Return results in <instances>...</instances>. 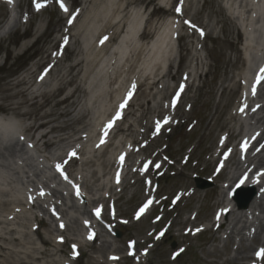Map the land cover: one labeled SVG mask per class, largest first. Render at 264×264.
Here are the masks:
<instances>
[{"label": "rangeland", "instance_id": "obj_1", "mask_svg": "<svg viewBox=\"0 0 264 264\" xmlns=\"http://www.w3.org/2000/svg\"><path fill=\"white\" fill-rule=\"evenodd\" d=\"M39 2L43 6L37 11L33 0H0V79L22 77L27 71L33 69L36 70L37 76L31 88L35 89L42 83L39 89L47 90L55 87L59 82L56 77L50 78V73H47L48 69L52 71L59 69L62 72L74 58L85 57L90 47L97 50L94 44L102 23L95 20L98 16H104L106 10L102 5H89L86 8L81 0H63L68 9L67 12L60 8L57 0H39ZM225 4H227L226 0ZM137 8L139 11L141 4ZM153 8L154 6L148 5L146 14L152 12ZM195 8L198 9L196 15L194 14ZM254 8L260 15L256 24H249L248 21L247 25V21L245 24V21L238 20L245 30V37L237 36L236 33L231 34L226 30L228 24L220 20L223 15L216 10L212 0H197L193 9L189 10L191 15L196 16H193L195 22H201L204 28L195 30L193 36L186 37V42L189 41L192 47L190 53L183 50L179 52L177 42L170 51L172 55L170 57L171 74L185 72L179 79L176 91H174L176 88H172L174 87L173 77L168 75L165 79L164 84L169 85L167 92L171 90L168 94L170 96L167 95L165 99L155 101V104L163 105L165 109L163 117L155 119L154 113L147 114L146 124L151 125V131L145 127V124L141 127L136 123L137 112L136 117L132 116L127 119L132 124L135 135L143 137V140L140 149L138 145L136 146L131 160H122L126 164L134 162L133 168L137 170L135 174L129 173V183L125 188L121 182L127 169H123L118 163L108 166L104 177L100 176L101 167H99V172L94 176L89 169H74L72 177H76L68 176L66 180L65 173L61 175L56 165H63L64 158L67 157L65 155H68L69 151L76 152L77 148L84 146L87 148L86 151L90 152L86 156H92L91 146L86 139L74 141L73 139L76 138L74 135L68 139L70 141L68 146L62 143L54 146L53 149H44L39 136L42 131L48 130L50 125L33 131L30 137L24 132L25 127L31 122L30 119L17 117L11 112L0 110L1 118H11V130L8 133H0V152L4 154V158H0V173L13 186L10 191L12 196L17 195L21 199L28 196L31 208L28 209L23 205L22 207L28 214L27 224L30 232L28 239L37 248L44 249V246L34 233V229H38L42 235L52 241L59 240L61 244L62 239L60 238H63V235L60 231L71 225L77 229V235L72 236L73 240L69 247L64 248L65 254L57 253L54 256L66 264H106L107 261H104L105 258L100 255L101 253L96 248L89 247L92 242L97 247L103 240L107 241L109 247L107 248L110 251H115L112 250L113 248L119 250L116 253L120 255V258L112 262L115 264H135L133 257H124L128 252L130 239L138 248L133 249V246L129 248L135 251L138 256L136 258L141 264H202L205 259L215 260L214 264H224L226 259L235 255V247L240 235H232L234 242L232 241L225 250L224 244L230 229L227 221L233 212L236 216H241L238 224L241 226L243 222H246L242 230L244 236L256 228L258 220L264 221V211L259 212L253 209L254 204L259 200L264 202V175H262L264 174V163L256 167L255 163H251L248 169H243L246 174H242V170L235 173L236 169L231 167L227 171L226 179L215 180L212 176L220 173L225 157L235 153L236 159L242 161L260 152V145L264 143L263 139L260 145L255 146L251 152L245 150V147L250 145V142L260 136L264 130V112L257 113L254 118L251 116L257 106L264 104V97L263 99L256 98L257 90L260 87L264 88V83L262 86H252L251 83L264 52V0ZM77 12H81L80 16H73L77 15ZM137 12H131L132 15L125 27L129 33L125 34V37L137 33L138 24L146 15H142V10L140 13ZM235 14L233 13L234 19H236ZM166 16L167 13L158 12L151 17V22H163L164 20L165 23ZM69 19L73 21L71 24L68 23ZM67 25L69 32L75 33L76 37L80 38V44H78L77 41L74 42L73 39L66 37V43L69 48L74 49V54L64 51L62 43L54 46L55 41L61 38L60 29ZM160 26H158L159 30H155L158 36L170 31L164 29V24ZM253 26L256 28L254 32L250 29ZM173 28L178 29L179 23L177 22ZM228 34L231 42L227 44L224 40ZM62 42L65 43V37L62 38ZM247 44L254 49L252 51L249 47L245 49ZM117 48L122 51L116 55L119 61L125 56L123 49H126V45L122 41L116 45L112 43L110 51ZM91 51L89 49L87 55ZM194 53L198 56V61L193 59L191 61ZM239 55L246 58L245 74L241 73L242 66L235 61L236 56ZM228 57L234 64L226 67ZM105 59H108V56ZM163 62L166 63L162 71H165L167 61L163 60ZM32 64L33 66L28 70ZM99 65L104 71L107 64L102 59ZM41 76L43 79L40 78ZM229 77H233L237 86L224 101L225 94L222 92L221 85H228ZM95 82L97 83L85 82V85L89 86L90 95L82 99L73 112L74 115L82 107L85 112H89L88 117L93 119L104 105L111 102L102 93L106 88L104 81L97 78ZM181 85H183L182 91ZM185 85L190 86L187 92ZM244 88L250 90L248 95L253 98L244 100L238 106L237 101ZM184 91L186 92L185 98L177 96V93H184ZM94 97L97 100H94ZM115 97L121 96L115 94ZM174 100L175 103H173ZM249 104L250 106H247ZM173 106L175 107L169 108ZM216 106L218 111L225 116L224 118L227 117L229 111L237 109V124L236 121H232L230 125L235 126L237 131L240 130L242 139L241 144L237 145L235 150L229 146L227 152L225 150V153L219 156L217 155L219 150L229 142L231 143L233 139L228 138L226 127H221L218 123L205 128ZM177 108L185 114V119L171 120V114L177 115L173 111ZM257 117H263V119L256 122ZM64 119L66 118L59 117L54 123H59ZM86 120L88 121L87 118ZM158 123H165V128H157ZM118 140L119 138L114 144L119 151L125 153L132 151L129 138H125L123 145L119 144ZM95 143L99 145L98 150L103 149L104 144H100V138L95 139ZM14 144L17 152L15 156L10 157L5 148ZM111 152L112 150L110 154ZM260 155L264 156V151H261ZM13 157L15 162L12 165ZM212 159L220 161L218 164H213ZM206 169L212 170V174H207ZM231 176H234L233 180H230ZM113 177L117 179L115 183ZM199 178L203 188L196 186ZM243 178H245L241 187L243 194L249 196L253 189L252 199L257 194L252 200V203L255 201L253 205L249 204L244 208L232 199L231 188L229 189L234 182L239 183V180ZM84 180L92 184L91 193L82 187ZM0 189H6V186L0 183ZM144 192L151 193L150 200L153 201L154 207L147 214L137 217L141 201L146 198L143 195ZM219 193L223 195V201L216 209L214 202L219 198ZM100 196L107 197V200L98 201ZM2 197L4 196L0 195V198ZM96 207H104L103 214L98 218L93 215ZM109 207L113 208L114 215H111ZM3 214L1 211L0 215ZM235 214L232 216L234 217ZM215 219L219 220L222 228L216 233L214 240L213 236L207 233L206 228ZM39 220L42 221L41 224ZM61 224L64 225L63 228L60 227ZM48 228L53 229L52 233L47 232ZM198 228L202 229L201 233L195 231ZM116 231H119V236L116 235ZM90 233H96L93 238L96 236L99 240L88 239ZM77 240L82 247L79 250L73 248ZM261 248H264L262 241L252 245L246 253L250 252L254 258L251 261H245V264H263V256H256V252ZM215 249L217 253L213 252ZM215 254H220V256L216 257ZM46 259L48 258L44 257L36 263L47 264ZM228 264L232 263L228 261Z\"/></svg>", "mask_w": 264, "mask_h": 264}, {"label": "bare ground", "instance_id": "obj_2", "mask_svg": "<svg viewBox=\"0 0 264 264\" xmlns=\"http://www.w3.org/2000/svg\"><path fill=\"white\" fill-rule=\"evenodd\" d=\"M196 1L197 0H144L142 2L139 0H81V2L86 5V8H88L89 5H102V7H104L106 10V14L104 16H98L96 20L93 19L96 22L99 21L102 23L101 27L99 28L100 31L96 35V43L94 44L95 48L97 47V50L90 47L89 49L92 51L88 55L87 53L89 49L85 53V57L79 59L74 58L67 68L62 72H60L59 69L57 71L48 69L47 73H50V78L56 77L59 80L58 85L51 89H39L40 86H42V83L39 87H35V89L31 88L33 85V80L37 76L36 70L30 69L34 63L28 68V70H30L27 71L22 77L1 78L0 110L11 112V114L17 117L30 119L31 122L24 129V132L30 137H32L33 131H37L38 129L50 125L49 129L42 131L39 136V140L42 141V146L44 149H53L54 146L58 144L61 145L62 143H64L65 146H68L70 144L68 139L74 135L76 137L73 139L74 141L86 139V141L91 146L90 150L93 152V155L86 156L87 153L90 152L89 150L86 151L87 148L85 146L77 148L74 156L65 155L67 157L64 158L62 171H66L64 173L67 177H72L73 172H75L74 169H89L91 174L94 176L99 172V167H101L100 176L104 177L107 174V172H105L107 167L114 165V163H118V165H121L124 169H127L121 182L124 184L125 188L129 183V173L135 174L137 170L133 168L135 166L134 162L126 164L119 158L123 155L125 160H131L135 153L136 146L138 145V148L140 149V145L143 140V137H138L135 135L132 124L129 123L127 119L135 116L137 112L138 117L135 116L136 123L141 127L143 124H145V127H148V130L151 131V125L146 124L147 114L154 113L155 119H161L165 109H163L164 107L162 104H155V101H161L162 99H165L171 91L170 90L167 92L169 85L164 84L166 83L165 79L168 75H171L174 81V87L172 86V88H177L179 85V79L182 78V74L185 72L182 71L180 73H174L173 75L171 74L170 68L172 67V64L170 62V57L172 55L170 54V51L164 52L162 47L163 40L162 38H156L158 32L155 31L156 29L159 30L161 24H164V20L163 22L152 23L151 17L158 14V12L167 13V15L171 17V20L166 22V29L168 26H175L178 22L179 28L174 32V36L178 45V51L181 52V50H183L190 53L192 49L191 43H189L188 40V42H186V37H191L194 35L195 30H202L204 28V25L201 22H195L194 17H196L195 15L198 13V9L195 8V15H191L189 12L190 9H193ZM224 1L225 0H212V4L215 6L216 10L223 15V18L221 17L220 20H224L225 23L228 24L226 30H228L229 33H236L237 36L245 37V30L238 23V20L241 19L242 21H245V24L247 21V25L248 21L249 24H256L259 21L260 15L256 13L254 6L258 4L260 5L262 0H226L227 4L225 5ZM140 4L141 8L138 11L137 7ZM148 5H152L154 8L152 12L146 14ZM177 8L180 9L179 12L176 11ZM141 10L142 15H146L144 18L142 17L143 21L140 32L125 37V34L129 33V30H125V27L127 26L128 20L132 15L131 12L138 11L137 13H140ZM233 13H236V19H234ZM79 14H81V12H77V15L73 16L79 17ZM250 17H252V19H249ZM185 21H189L190 23H185ZM158 26L160 27L158 28ZM250 29L252 32H254L256 28L253 26V28L250 27ZM60 30L61 38L60 40L55 41L54 46L56 47L62 43L64 51H69L70 53L74 54V49L69 48L67 43L62 42V38H71L74 40V42L77 41L78 44H80V38H77L75 33L69 32L68 25L64 26L63 29ZM104 37H107V39L104 40ZM147 38L150 39L145 41ZM154 38H156V40L152 42ZM163 39L165 40V38ZM102 40L103 43H101ZM120 41L124 42L126 49H123L125 50V56H123V58L118 61L116 59V55L122 51L118 48L114 51H110V49L112 43L116 45V43ZM224 42L227 44L231 42L229 34L227 35ZM196 47L197 44L195 45V48ZM249 49L252 51L254 47H249ZM167 54H169V56H167ZM105 55L108 56V59H105ZM179 55L181 54L179 53ZM228 58L229 60L226 62V67L231 66L232 63L234 64V62L230 61V57ZM102 59H104L107 64L105 65L104 71L103 67H100L99 65L100 60ZM192 59L198 61L199 58L194 53L192 54L191 61ZM163 60L167 61L165 71H162L166 63L163 62ZM235 61H237L242 66L241 73L245 74L244 71H246L247 65L246 58L239 55L236 56ZM91 77L92 79L90 80ZM97 78H100L104 81L106 88L102 93L108 97V101L111 102H109L108 105H104L103 108L98 111L97 116H95L93 119L88 117L89 112H85L82 107L79 108L77 113L74 115L73 112L81 103L82 99L88 98V95H90L88 89L89 86H86L85 82L91 81V84H96L97 82H95V79ZM263 83L264 76L262 77V80L259 82L258 86H262ZM133 85H135V87H133ZM221 86L222 92L225 94L223 99L226 101L228 99L229 93H232L235 90L237 84L235 83V80H233V77H229L228 85ZM189 88V85H185V91H188ZM185 91L184 93L181 92L180 97L182 96L185 98L187 92ZM129 92H131V96L130 98H127L126 106L121 110V118L116 120L114 126L109 130L108 135L105 137V143H103V149L98 150L95 139L101 137L104 126L115 116L116 111L119 110V106L122 104L121 101H125V98ZM115 94H118L121 97L116 98ZM59 95L60 97H58ZM169 96L170 95H168V97ZM263 97L264 88L260 87L257 90L256 98L263 99ZM246 98L252 100L253 97L250 96ZM94 100H97V98L94 97ZM247 106H250V104ZM173 111L177 113V115L173 116V114H171V120L175 121V119L180 118L185 119V114L181 113L178 108ZM259 112H264V104L257 106L255 111L251 113V116L254 118ZM237 114V109H234L229 111L227 113V117L224 118L225 116H223L221 112L218 111V107L216 106L210 119L205 124V128L213 126L216 123L220 124L221 127H226L229 139H234L231 146L232 150H235V147L239 145L241 141L240 130L237 131L238 129L236 130L235 126L230 125V122L236 121ZM59 117L66 119L59 123H54V121H56V119ZM10 119V117H2L0 119V133H8L11 130ZM262 119L263 117H257L256 122H260ZM91 121L93 122L91 123ZM154 122L156 123V120H154ZM52 123H54V125H52ZM164 126H166V124L161 123L159 128L164 129ZM49 134L51 135L49 136ZM118 138L119 140L117 142L121 145L124 144L125 138H129L131 145L130 150L132 151L129 150L130 152L128 153L119 151L117 146L114 144L115 140ZM263 139L264 130H262L260 136L255 137L253 141H251L250 145L246 147V151L251 152L255 146L260 145ZM229 146L230 142L219 150V155L222 154ZM142 147H144V145H142ZM209 149L211 148L209 147ZM5 150L10 157L15 156L17 152L15 144L7 146ZM110 150H112L111 154ZM260 150L264 151V143L260 145ZM68 151L69 150H67V152ZM260 152H256L251 157L242 159V161L236 159L235 153L230 154L228 157L224 158L221 172L212 177L215 178V180L226 179L227 171L231 169V167H234V169H236L235 173H238L241 170V172H243V169H248V167L251 166V163H255V167L264 163V156L260 155ZM0 158H4V154L1 152ZM217 161L218 160L214 159L213 164L217 163ZM14 162L15 161L13 157L12 165ZM96 162L98 164H96ZM10 169H12V167ZM205 171L207 174H212V170L210 169H206ZM75 177L73 176L72 178ZM233 179L234 176H231L230 180ZM0 183L6 186V189H0V195L4 196L0 198V212L2 211V213H4L2 216L0 215V264H37L36 262H39V260L43 259L44 257L48 258L45 261L47 264H66L61 260L59 261V259L55 258L54 256L57 253L65 254L64 248L69 247L71 241L73 240L72 236L77 235V229L69 225L64 230H61L60 233L63 235V241L61 244L58 241H52L48 237L42 235L38 229H34V233L38 237L42 246H44V249L37 248L33 242L28 239L30 238L29 226L27 224L28 214L27 211L22 207L23 205L28 209L31 208L28 196L24 197L23 199L19 198L17 195L16 197L12 196L10 191L13 189V186L4 176L1 175V173ZM82 187L89 193H91L93 190L92 184L87 183L85 180L82 182ZM230 188L231 186L229 189ZM143 195L148 197L151 196V193L144 192ZM256 196L257 194H255V197ZM97 200L100 202L106 201L107 197L100 196ZM252 200L249 203L250 205H253L255 202L253 201L252 203ZM222 201L223 195L219 193V198L214 202V207L217 209L221 205ZM152 208L153 206L150 209ZM103 209L104 208H102V211ZM253 209L263 212L264 202L259 200L258 203L254 204ZM233 214L235 213L233 212L227 221L228 225H230V229L226 236L227 241L224 244L225 250H227L228 246L233 241L232 235L239 234L240 239L235 247V255L230 259H226L224 264H228V261L232 264H245V261H251L254 258L250 252L246 253V251L250 249V247H252V245L255 243L262 241L264 244V221H261L262 219L258 220L256 223V228L252 230L247 236H244L242 230L246 225V222H243L240 226L238 223L241 220V216L238 217L235 214L233 217ZM217 217L219 218L220 214ZM194 219L196 220V218ZM41 222L42 221L39 220V223ZM74 222L77 221L74 220ZM221 228L222 224L219 223V220L215 219L211 222V225L206 228V231L210 236H213L212 239H214L216 237V233L221 231ZM52 230L53 229L48 228L47 232L52 233ZM93 239L95 241L99 240L96 236ZM77 242L75 245L79 250L82 247L80 242ZM89 247L93 249L96 248L97 251L101 253L100 255L105 258L104 261H107L106 264H115L112 262L117 261L115 257L119 254L116 253V251L119 252V250L117 248H113L112 250L115 251H110V249H108L109 247L106 240H103L97 247H95L94 242H92ZM213 252L217 253L216 249L213 250ZM114 253L116 254L112 255ZM215 255L216 257L220 256V254ZM131 257H134L135 264H141V262L137 261V255H133ZM214 261L215 260L213 259H205L202 264H214ZM262 261L264 264V256L262 257ZM100 262L101 261H99V263Z\"/></svg>", "mask_w": 264, "mask_h": 264}, {"label": "snow or ice", "instance_id": "obj_3", "mask_svg": "<svg viewBox=\"0 0 264 264\" xmlns=\"http://www.w3.org/2000/svg\"><path fill=\"white\" fill-rule=\"evenodd\" d=\"M57 2L60 4V8H61L63 11H66V12L68 11L67 7H66L65 4L63 3V0H57ZM33 4H34V6H35V8H36L37 11H39L40 8L43 6V5L39 2V0H33ZM176 11L179 12L180 9L177 8ZM73 18H74V17H73ZM72 22H73L72 19H69L68 23L71 24ZM185 23H190V22H189V21H185ZM201 35H203V32H202V31H201ZM103 39L106 40L107 37H104ZM66 42H67V38H65V43H66ZM101 43H103V40L101 41ZM260 73H264V67H261V68H260ZM40 78L43 79V76H41ZM260 79H261V77L258 76V77H257V81L259 82ZM133 87H135V85H133ZM182 90H183V85H181V91H182ZM130 96H131V92H129V93L127 94V97L125 98V102L122 103V104L119 106V110L116 111L115 116H114L111 120H109V121L107 122V124L104 126V128H103V130H102V135H101V137H100V144L105 143V137L108 135L109 130L114 126L115 121L121 118V110L126 106L127 98H130ZM177 96H179V93H177ZM173 103H175V100L173 101ZM165 122H166V120H165ZM159 127H160V124L158 123V124H157V128H159ZM97 147H99V145H97ZM68 155H69V156H74L75 153H74V152H70ZM119 159L122 161V160L124 159L123 155H122ZM56 169H57L58 172L61 173V175H64V172L62 171V165L57 164V165H56ZM262 175H264V174H262ZM64 178H65L66 180L68 179V177H67L66 175H64ZM243 183H244V179H241L240 182H239V184L237 185V187H239V186L242 185ZM42 194H43V193H42ZM147 206H148L147 204L144 205V207H142V208L139 210V212L137 213V216H139L140 213H143L144 210H145V208H147ZM222 211H223V210H222ZM96 212H97V215H99L100 209H96ZM60 227L63 228L64 225L61 224ZM201 230H202V229H199V228H198V229H196L195 231H196V232H199V231H201ZM162 234H163V233H161V235H162ZM93 235H94V234L90 233L89 236H88V239H92V238H93ZM60 239H62V238H60ZM73 247L75 248V246H73ZM181 251H183V250H181ZM256 256H257V257H262V256H264V248H261L259 251H257V252H256Z\"/></svg>", "mask_w": 264, "mask_h": 264}]
</instances>
